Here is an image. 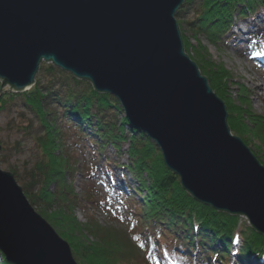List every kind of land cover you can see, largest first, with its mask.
Listing matches in <instances>:
<instances>
[{
    "label": "water",
    "instance_id": "water-1",
    "mask_svg": "<svg viewBox=\"0 0 264 264\" xmlns=\"http://www.w3.org/2000/svg\"><path fill=\"white\" fill-rule=\"evenodd\" d=\"M186 2L0 0L2 89L30 90L43 62L89 81L120 102L195 200L264 235V165L186 53L177 19ZM0 252L9 264H79L1 165Z\"/></svg>",
    "mask_w": 264,
    "mask_h": 264
},
{
    "label": "trees",
    "instance_id": "trees-1",
    "mask_svg": "<svg viewBox=\"0 0 264 264\" xmlns=\"http://www.w3.org/2000/svg\"><path fill=\"white\" fill-rule=\"evenodd\" d=\"M201 2L196 6L195 0H187L177 19L186 23L199 37L205 36L213 45L226 42L234 17L246 18L264 9V0ZM192 10L195 16L187 22ZM205 51L196 50L203 57H206ZM209 62L208 68L204 64V70L211 74L212 81L220 82L216 76L218 72L211 71L214 64ZM47 64L48 67L40 66L30 91L10 92L2 89L0 83V112L8 103L20 100L38 120L40 128L37 133H34L37 129L32 124L17 126L30 136L37 153L25 168L26 176L16 169L11 170L37 212L71 245L79 264H264V236L253 229L243 232L237 228L238 218L218 213L186 194L180 178L166 167L158 146L146 134L129 127L123 117L124 110L114 96L100 93L89 81ZM238 104L240 108L235 107L242 112L244 125H237L235 131L242 136L249 126L251 130L256 128L258 117L252 113L248 102ZM64 127L74 128L79 140H90L96 149L91 151L95 168L102 163L110 165L107 158L109 146L119 156L124 154L121 152L123 147L129 146L130 161L123 169L128 171L137 187L122 191L125 232L118 227V230L112 227L108 231L91 220L78 225L74 219L76 207L90 200H82L75 194L74 182L81 164L65 148ZM263 134L257 130V139L264 144ZM78 147L83 149L85 146ZM261 154L263 158L264 153ZM255 155L259 158L258 154ZM261 158L259 160L264 165ZM114 166L120 165L114 162ZM88 175L85 176L86 185L93 183L91 174ZM96 193L91 190L90 198L94 206H100ZM82 229L89 231L90 235L99 234L92 240L83 236ZM236 238L241 239L242 245L233 262L231 257ZM3 264H8L5 259Z\"/></svg>",
    "mask_w": 264,
    "mask_h": 264
},
{
    "label": "rangeland",
    "instance_id": "rangeland-1",
    "mask_svg": "<svg viewBox=\"0 0 264 264\" xmlns=\"http://www.w3.org/2000/svg\"><path fill=\"white\" fill-rule=\"evenodd\" d=\"M195 2L196 6L202 3L201 0H195ZM194 16L195 11L192 10L186 18L187 22L194 18ZM262 20H264V9L258 10L256 14H251L246 18L234 17L233 28L231 29V33H228L226 42L213 45L205 36L199 37L190 30V27L186 23H181L178 19L184 44L186 41L187 45H185L186 53L198 65L200 71L202 69V75L208 78L210 86L219 98L226 103L227 108L228 106L231 108L228 112L231 115L229 117V125H231L232 134L242 138L252 152L259 155L258 159L263 156L261 153H264V144L257 139V130L264 133V60H262L264 57V22ZM200 49L205 51L206 57L196 52V50ZM209 61L214 64L211 71L214 74L218 72L219 75L216 76L220 78V82L212 81L211 74L208 73V70H204L205 66L208 68ZM43 65L49 66L46 62ZM8 89L7 87L5 90ZM240 101L242 103L248 102L252 107V113L258 117L255 120L256 128L252 129L256 135L249 129L251 128L250 126L247 128V131L244 129L242 136L235 131L237 125L240 127L244 125L242 112L238 111V108H240L238 103ZM123 117H125V114H123ZM34 118V114L24 108L20 100L15 101V103H8L7 107L0 112V146L5 149H0V165L3 170L12 172L11 169H16L19 174L21 173L22 176H26L24 172L25 168L35 158L37 153L30 136L17 128V126L23 125L28 127L32 124L35 130L37 129L34 133H37L40 124ZM241 121H243V124ZM64 133L66 135L64 140L66 144L65 148L69 150L73 159L81 164L79 174L76 176V181L74 182L75 194L80 196L82 200H90V202L83 201L79 207H76L74 219L78 225L87 224L91 220L98 222L102 228H106L108 231H111L112 227L115 229L118 227L121 231L125 232V227L122 224L125 220L124 196L118 190L127 191L128 187H137L128 171L123 169L130 161L127 154L129 146L123 147L121 152L124 154L120 156L109 146L107 148V158L110 165L102 163L96 171V168L93 167L94 157L91 153V151H96V149L92 147L90 140L80 139V141L74 128L66 127ZM262 136L264 137V134ZM78 145L85 147L82 149ZM261 159L264 162V157ZM114 162H117L122 167L114 166ZM112 171L113 175L111 176L109 174ZM88 174L92 175L91 182L93 183H90V185H86L85 183L87 182L85 176H89ZM91 190L97 191L96 200L100 203V206L93 205V199L90 198ZM182 190L186 194L188 193L184 188ZM202 205L206 206L205 204ZM230 216L238 218L237 228L242 229L243 232L246 233L247 230L253 229L246 217ZM95 233H92V236L89 231L83 230V236L85 235L91 239L99 234L98 232ZM114 235L116 236V232H114ZM241 245V239L236 244H233L234 254L231 257L233 262ZM3 259L5 258H2L0 255V264H3ZM252 264L255 263L253 262Z\"/></svg>",
    "mask_w": 264,
    "mask_h": 264
},
{
    "label": "bare ground",
    "instance_id": "bare-ground-1",
    "mask_svg": "<svg viewBox=\"0 0 264 264\" xmlns=\"http://www.w3.org/2000/svg\"><path fill=\"white\" fill-rule=\"evenodd\" d=\"M262 21L264 22V20H262ZM255 58H256V57H255ZM260 59H261V58H260ZM253 60H254V59H253ZM262 60H264V57L262 58ZM254 61H255V60H254ZM263 62H264V61H263ZM43 63H44V62H43ZM43 63H42V64H43ZM42 64H41V65H42ZM41 65H40V66H41ZM37 75H38V74H37ZM36 77H37V76H36ZM225 104H226V103H225Z\"/></svg>",
    "mask_w": 264,
    "mask_h": 264
}]
</instances>
